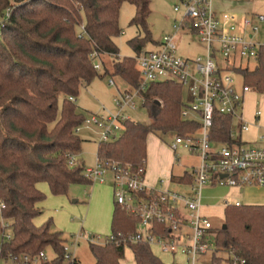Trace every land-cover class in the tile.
<instances>
[{"label":"trees","instance_id":"obj_1","mask_svg":"<svg viewBox=\"0 0 264 264\" xmlns=\"http://www.w3.org/2000/svg\"><path fill=\"white\" fill-rule=\"evenodd\" d=\"M125 3L135 8L129 25L143 33L128 41L136 57L156 43L148 26L150 0H0V236L1 220L10 222L11 230L9 241L0 238V258L6 264L11 258L13 264H26L24 257L34 259L49 248L56 258L41 264L64 262L66 240L52 220L41 226L33 223L41 214L36 206L45 199L37 185L46 183L52 195L62 196L71 185L92 184L83 176L82 163L69 165V158L82 151L75 130L86 118L75 102L80 88L95 78L116 77L130 88L138 86L135 57L120 59L114 43ZM93 53L110 58L111 68L101 62L96 71ZM237 73L243 85L264 96V49L253 70ZM143 97L149 124L126 122L119 139L99 143L98 159L145 169L149 134L185 136L198 131L199 123L181 119L184 94L177 83L152 84ZM232 124V119L215 113L211 143L240 144L231 138ZM182 181L190 179L184 176ZM224 217L226 229L214 231L211 264H233V257L244 264H264V206H227ZM136 227L135 218L115 207L112 236L128 237ZM167 233L159 229V234ZM126 248L135 264H163L147 244L89 245L94 264H120Z\"/></svg>","mask_w":264,"mask_h":264},{"label":"built area","instance_id":"obj_2","mask_svg":"<svg viewBox=\"0 0 264 264\" xmlns=\"http://www.w3.org/2000/svg\"><path fill=\"white\" fill-rule=\"evenodd\" d=\"M213 0H180L173 10L180 14L172 26V32L156 42L152 51L142 50L135 57L138 86L121 89L112 78L108 85L116 89L111 108L102 107L101 113L88 115L83 127L98 135L99 143L113 142L124 132V124L131 121L130 113L145 102L143 94L152 84L172 81L177 83L184 95L181 119L200 124L195 133L180 136L168 133L170 149L174 160L180 162L178 152L183 151L198 163L185 167L183 177L190 181L185 185L189 194L170 190L164 186L171 179L152 184L146 179L145 169L136 170L130 163L120 161L104 162L96 157L91 168H84L83 176L91 183L105 184L110 176L115 207L137 220L136 231L128 236H83L89 244L105 246L110 243L125 247L147 244L161 252L185 258L179 264H211L215 237L211 222L201 214V191L208 186L245 189L264 187V128L253 146H247L242 134L249 125L244 119V99L255 93L245 85L238 87L234 76L237 70L248 69L247 64L257 61L259 51L264 49V15L238 18L229 13L216 14ZM10 10L5 12L8 19ZM83 26L79 28L83 31ZM262 31V36L258 34ZM195 39L204 46V52L194 58L179 55L183 38ZM94 69L101 70L97 54ZM71 101L74 99L70 98ZM232 119L230 132L232 140L240 139V144L214 145L210 141V131L214 114ZM260 111L254 112L259 119ZM81 128L77 127L78 134ZM77 157L69 158V165L76 166ZM160 187V188H158ZM227 206H240L225 204ZM2 208V205H1ZM4 232L1 241L11 239L10 222L1 220ZM167 229V234H159V229ZM79 237L72 245L78 244ZM64 260L73 264L69 248L63 247ZM210 254L208 262L200 257ZM13 258L8 264L12 263ZM26 264L49 263L45 252L31 259L23 258ZM6 264V263H4ZM178 264V263H177ZM233 264H244L233 257Z\"/></svg>","mask_w":264,"mask_h":264},{"label":"rangeland","instance_id":"obj_3","mask_svg":"<svg viewBox=\"0 0 264 264\" xmlns=\"http://www.w3.org/2000/svg\"><path fill=\"white\" fill-rule=\"evenodd\" d=\"M151 14L148 19L149 31L151 38L154 42H159L163 36L172 32V26L176 20L179 19L180 14L174 12L173 8L179 5L178 0H150ZM135 14L134 6L125 3L121 6L119 12V28L121 29L120 35L114 39V43L119 50L118 57L122 58H134L135 53L128 45V41L140 36H143L142 31L136 27L129 25L131 19ZM1 22V20H0ZM262 36V31L258 34ZM154 44L147 45L143 50L152 51ZM204 52V46L200 45L195 39L188 40L183 38L179 49V55L185 58H194L197 55H201ZM103 63L107 68H111L112 60L108 57L102 58ZM256 66L255 61L251 60L247 67L249 70H253ZM236 84L241 87L243 84V78L241 76H234ZM116 86L121 89H126L127 85L119 78H112ZM109 78H95L92 83L86 87L82 86L79 91V95L76 98V106L78 112L82 113L84 117L91 114L101 113L102 107L111 108L112 98L116 95V89L111 88L108 85ZM255 92V91H254ZM185 95V94H184ZM159 101V100H158ZM255 111H260V123L264 122V96L257 93H249L244 99V112L245 115H252ZM131 119L134 122H138L144 125L149 124L148 112L142 106L130 113ZM81 128L78 136L83 141L82 151L77 156L80 163L85 168H91L94 166L97 157V149L99 145L98 135L93 130ZM261 132L255 130L251 132H245L242 134V140L247 146H253V141L260 135ZM171 138L169 135L161 133H151L146 139V179L149 183L157 182L160 180L169 179L168 175L156 174L165 166L170 163L173 158V166L171 175L178 177L182 174L183 169L187 166L196 165L198 161L195 158L190 157L183 151L178 152L177 157L180 162L174 160V154L170 149ZM156 176V177H155ZM37 189L45 196V199L38 203L40 214L36 220L35 225L41 226L48 218H52L54 230L60 232L64 237L65 244L69 248V254L71 260H74L77 264H94V258L89 249V243L83 236H100L105 238L112 233V222L115 211V204L113 201V187L110 176L107 177L105 184L98 182L92 183L90 186L85 185H71L66 195L54 196L50 193L49 187L46 183H39ZM170 190L188 193L189 190L185 186L177 183L175 180L169 182L164 186ZM160 188V187H158ZM264 188V187H262ZM247 189V188H246ZM249 189V188H248ZM247 189V190H248ZM212 192L218 195H228L227 200L230 204L233 203L231 197L238 194V190L224 188H214L202 191L201 200V214L206 217L212 224L215 230L220 229L225 222L224 212L222 208L211 206L206 204ZM76 201V202H75ZM206 204V205H205ZM241 206H264L260 204H247L243 203ZM79 237L78 244L72 245L74 238ZM152 253L163 264H179L185 261V258L176 255V257L163 253L156 249L151 248ZM47 259L52 261L56 258V255L52 249L45 251ZM210 254L200 257L199 261L208 262ZM219 256H225L219 254ZM0 264H4V261L0 258ZM63 264H69L68 261ZM121 264H135L131 251L126 248L124 257Z\"/></svg>","mask_w":264,"mask_h":264},{"label":"crops","instance_id":"obj_4","mask_svg":"<svg viewBox=\"0 0 264 264\" xmlns=\"http://www.w3.org/2000/svg\"><path fill=\"white\" fill-rule=\"evenodd\" d=\"M212 7H213V10L215 11L216 14L229 13V14L237 16L238 18H242L245 16L255 17L257 15H264V0H213L212 1ZM102 58L103 57L98 58L100 66H101V62H103ZM88 86H86V87H88ZM243 114H244L245 121L249 125L247 132H251L253 130L257 131L258 133L263 132V129H261V128H264V122L260 123V118L255 119L254 113H252V115H248V116L245 115V112H243ZM252 141L255 142L256 138ZM172 163H173V158H171L170 163L168 165H165L156 174V176L168 175V177L171 179V182L175 180L177 183L185 186L184 184L188 183V182L182 181L183 173H184L185 169H183V172L180 176L173 177L171 175L172 166H173ZM217 187L218 186H208V187H206V189L212 190V189L217 188ZM220 188H224V187H220ZM227 188H229L231 190L232 189L238 190V194L237 195L235 194L231 197V199L233 200V203L231 205L237 204V203L240 206L243 203L264 205V188H262V187H250L249 189L247 188L248 190L246 188L243 190L233 188V187H227ZM202 191H201V195H200V204H201V200H202ZM208 193H212V192L208 191ZM187 194H189V192ZM227 196H228L227 194L226 195H218V194L212 193L210 196H208V199L205 201V203L209 204L211 206L220 207V208H222V210L224 212L225 204L226 203L230 204L227 200ZM36 207L39 208V205L37 204ZM48 219L52 220V218H48ZM35 220H36V218L34 219L33 223L35 222ZM52 222H53V220H52ZM34 225H35V223H34ZM62 238H64V237L62 236ZM156 249H158V248H156ZM174 257H176V256H174ZM74 263H76V262L74 261ZM120 264H121V262H120Z\"/></svg>","mask_w":264,"mask_h":264},{"label":"water","instance_id":"obj_5","mask_svg":"<svg viewBox=\"0 0 264 264\" xmlns=\"http://www.w3.org/2000/svg\"><path fill=\"white\" fill-rule=\"evenodd\" d=\"M156 103H157V104H159V102H158V101H156ZM222 229H223V230H225V229H226V226H225V225H223ZM73 264H76V263H73Z\"/></svg>","mask_w":264,"mask_h":264}]
</instances>
